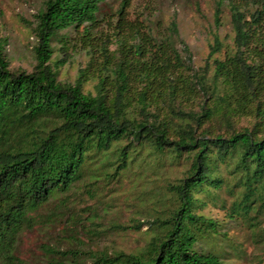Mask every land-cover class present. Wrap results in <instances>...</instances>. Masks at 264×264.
I'll use <instances>...</instances> for the list:
<instances>
[{"label": "trees", "instance_id": "1", "mask_svg": "<svg viewBox=\"0 0 264 264\" xmlns=\"http://www.w3.org/2000/svg\"><path fill=\"white\" fill-rule=\"evenodd\" d=\"M133 1L43 0L30 69L0 44L2 264H22L17 240L45 204L107 206L132 181L141 209L111 225H146L148 240L90 250V264H236L229 228L264 241V0H213L230 34L198 67L175 18Z\"/></svg>", "mask_w": 264, "mask_h": 264}, {"label": "rangeland", "instance_id": "2", "mask_svg": "<svg viewBox=\"0 0 264 264\" xmlns=\"http://www.w3.org/2000/svg\"><path fill=\"white\" fill-rule=\"evenodd\" d=\"M42 1L0 0V44L4 45L12 67L30 69V45L33 41L30 27ZM147 2L158 11L164 24L175 18L179 35L197 67L207 58L213 36L223 38L230 34L226 12L218 23L215 21L213 0H134L133 4L142 9ZM111 6L115 7L114 0ZM77 63L76 59L64 67L60 76L73 77ZM247 121L243 119L242 123ZM176 170L179 169L169 172L174 175ZM135 183L116 185L114 200L107 206L103 201L96 202L90 198L72 200L65 206L56 201L45 204L37 211L33 226L20 234L14 255L22 264H90V250H140L148 240L146 225L140 229L111 225L113 222L130 225V220L140 211L142 205L131 187ZM206 212L219 217L222 215L213 207L207 208ZM228 235L242 243L245 251L242 259H234L236 264H253L260 258L264 261V241L254 243L251 233L239 228H229Z\"/></svg>", "mask_w": 264, "mask_h": 264}]
</instances>
